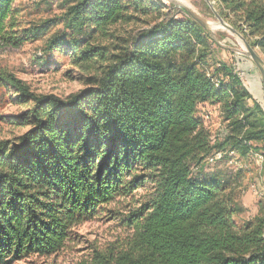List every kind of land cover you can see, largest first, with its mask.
Instances as JSON below:
<instances>
[{"label": "trees", "instance_id": "trees-1", "mask_svg": "<svg viewBox=\"0 0 264 264\" xmlns=\"http://www.w3.org/2000/svg\"><path fill=\"white\" fill-rule=\"evenodd\" d=\"M213 1L215 13L264 54V0ZM17 2L0 0L4 47L41 40L53 27L24 25ZM66 4L64 31L46 50L71 53L89 74L85 88L67 98L36 94L0 73V84L27 106L15 121L26 131L0 139V264L58 254L74 227L140 189L147 199L127 218L136 244L92 264H264V218L239 225L241 184L201 170L225 151L264 157V109L232 66L209 65L207 24L163 0ZM140 23L127 39L115 33ZM204 104L220 107L223 138L213 139L199 117Z\"/></svg>", "mask_w": 264, "mask_h": 264}, {"label": "rangeland", "instance_id": "rangeland-1", "mask_svg": "<svg viewBox=\"0 0 264 264\" xmlns=\"http://www.w3.org/2000/svg\"><path fill=\"white\" fill-rule=\"evenodd\" d=\"M17 1V9L20 11V19L24 21V25L51 21L53 27L41 40L25 42L19 47L0 45V73L14 75L30 86L36 94H54L67 98L84 89L89 74L74 66L71 53L46 50L47 41L54 34L58 35L64 31L62 20L69 0H38L35 3L33 0ZM163 1L168 5L177 4L186 7L207 24L214 40L208 60L209 65L226 63L232 66L253 99L264 109V82L260 71L249 56L243 41L222 28L218 19L208 13L205 8L206 1ZM214 5L213 1L211 3L213 10H215ZM142 26L141 23L121 25L117 27L115 33L120 38L127 39L135 35ZM109 42L111 45L118 43L117 40ZM255 51L264 61V54L259 50ZM15 97L14 92L9 91V87L0 84V139L2 140H13L26 131L15 124V121L27 110V106L17 102ZM248 103L253 105V101ZM198 115L213 139L223 138L218 128L221 123L218 105H201ZM208 159L201 166L204 174L218 175L222 172L225 178L241 184L239 186L242 189L237 191L236 196L240 213L235 217V221L242 225L256 217L264 218V195L262 196L264 160L256 157L250 163L235 161L232 164L227 156L215 157L214 162H209ZM146 195V192L140 189L134 197L119 198L115 203L105 207L95 219L74 227L72 239L58 254L44 258L31 257L18 264H92L98 254H118L128 250L136 244L138 237L135 231L129 228L127 218L139 207V203L147 199Z\"/></svg>", "mask_w": 264, "mask_h": 264}, {"label": "water", "instance_id": "water-1", "mask_svg": "<svg viewBox=\"0 0 264 264\" xmlns=\"http://www.w3.org/2000/svg\"><path fill=\"white\" fill-rule=\"evenodd\" d=\"M206 3L212 8L211 6V1L210 0H205ZM213 10V8H212ZM213 12L215 13V10H213ZM216 18L218 19L220 25L222 28L228 30L229 32H231L233 35L237 36L239 39H241L247 49V52L249 54V56L251 57V59L253 60V62L255 63V65L257 66L258 70L261 73L263 82H264V61L259 57V55L256 53V51L248 44V42L239 34L237 33L235 30H233L230 26H228L221 18L218 14H216ZM196 21H198V23L200 25H202L203 27L206 26V24L197 16L194 17Z\"/></svg>", "mask_w": 264, "mask_h": 264}, {"label": "built area", "instance_id": "built-area-1", "mask_svg": "<svg viewBox=\"0 0 264 264\" xmlns=\"http://www.w3.org/2000/svg\"><path fill=\"white\" fill-rule=\"evenodd\" d=\"M34 2H37L38 0H33ZM253 155L255 156V158L257 157L258 159H260V160H264V157H263V155L262 154H260V153H256V154H254L253 153ZM223 156H227L228 158H230V163H234L235 161L237 162V161H240V163H241V160L239 159V156L235 153V152H231V151H225L223 154H221L218 158H220V157H223ZM209 159V162H214L215 161V157H212V156H210V157H208ZM264 195V193L262 194V196Z\"/></svg>", "mask_w": 264, "mask_h": 264}, {"label": "crops", "instance_id": "crops-1", "mask_svg": "<svg viewBox=\"0 0 264 264\" xmlns=\"http://www.w3.org/2000/svg\"><path fill=\"white\" fill-rule=\"evenodd\" d=\"M220 119H221V112H220ZM221 121V123L219 124V127L218 128H220L219 129V131L220 132H222L223 131V129H224V126H223V124H222V120H220ZM255 160V157H254V155L252 154L247 160H241V162L243 163H250V162H253Z\"/></svg>", "mask_w": 264, "mask_h": 264}, {"label": "bare ground", "instance_id": "bare-ground-1", "mask_svg": "<svg viewBox=\"0 0 264 264\" xmlns=\"http://www.w3.org/2000/svg\"><path fill=\"white\" fill-rule=\"evenodd\" d=\"M176 1H180V0H176ZM184 4V3H183Z\"/></svg>", "mask_w": 264, "mask_h": 264}]
</instances>
